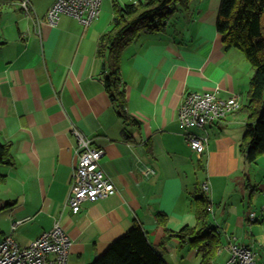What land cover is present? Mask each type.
Returning <instances> with one entry per match:
<instances>
[{
  "label": "crops",
  "instance_id": "crops-1",
  "mask_svg": "<svg viewBox=\"0 0 264 264\" xmlns=\"http://www.w3.org/2000/svg\"><path fill=\"white\" fill-rule=\"evenodd\" d=\"M53 3L31 0L28 13L21 0H0V142L13 156L0 164V242L11 236L27 246L60 223L72 240L68 264H92L139 223L167 264H201L190 240L175 233L198 226L196 197L208 179L209 226L220 238L211 264H226L232 242L263 260L264 154L249 162L240 151L253 68L217 30L222 0L178 4L162 29L123 50L121 79L134 121L112 102L99 55L114 12L101 6L103 15L90 25L62 15L51 26ZM192 91L236 96L242 104L208 125L202 155L187 141L194 130L178 118ZM73 129L105 149L101 165L117 187L78 213L68 204L78 162Z\"/></svg>",
  "mask_w": 264,
  "mask_h": 264
},
{
  "label": "trees",
  "instance_id": "trees-1",
  "mask_svg": "<svg viewBox=\"0 0 264 264\" xmlns=\"http://www.w3.org/2000/svg\"><path fill=\"white\" fill-rule=\"evenodd\" d=\"M189 2L190 0H138L121 3L113 0L112 27L101 37L99 55L106 62V88L120 117L125 121L135 119L126 109V90L121 79L120 64L123 50L140 34L162 29L178 4L187 6ZM1 18L0 10V22ZM217 30L222 34L225 47L243 52L253 68L248 104L245 106L250 116L240 151L249 162H255L264 154V0H222ZM12 161L9 145L0 142V164H10ZM4 181L5 175H0V184ZM200 189V195L196 197L198 226L186 227L175 233V237L180 242L190 240L202 255L201 264H211L216 258L220 238L216 234V228L209 226L210 196ZM92 264L167 263L162 254L150 244L142 226L136 223Z\"/></svg>",
  "mask_w": 264,
  "mask_h": 264
},
{
  "label": "built area",
  "instance_id": "built-area-1",
  "mask_svg": "<svg viewBox=\"0 0 264 264\" xmlns=\"http://www.w3.org/2000/svg\"><path fill=\"white\" fill-rule=\"evenodd\" d=\"M103 0H54L47 13L48 23L57 26L62 15L79 19L90 25L101 13ZM22 7L29 13L31 0H21ZM242 107L238 97L222 99L216 91L187 94L178 111V118L185 128L194 130L187 134L190 148L202 155L209 144L208 125L226 118L230 113ZM203 129L198 134L194 129ZM77 138L78 162L73 173L68 204L73 212L78 213L85 201L95 202L117 192L113 179L101 165L105 149L93 146L78 129H73ZM149 170L147 173H153ZM202 191L210 196L211 183L205 179ZM72 240L60 223L44 232L27 246H21L11 236L0 242V264H68ZM230 256L226 264H264L258 260L256 253L249 247L232 242L229 245ZM219 264V263H214Z\"/></svg>",
  "mask_w": 264,
  "mask_h": 264
},
{
  "label": "rangeland",
  "instance_id": "rangeland-1",
  "mask_svg": "<svg viewBox=\"0 0 264 264\" xmlns=\"http://www.w3.org/2000/svg\"><path fill=\"white\" fill-rule=\"evenodd\" d=\"M121 0H119V2H120ZM134 1H136V0H133L132 2H134ZM102 9H103V13H105V14H109V13H112V12H114V11H112L113 10V0H104L103 1V4H102ZM106 10H108V13H106L105 11ZM101 12V14L103 15V13ZM194 129H196L197 130V132H199V134H202V133H204L205 131L203 130V129H198V128H194ZM195 130V131H196ZM207 130H208V128H207ZM209 131V130H208ZM209 133V132H208Z\"/></svg>",
  "mask_w": 264,
  "mask_h": 264
}]
</instances>
